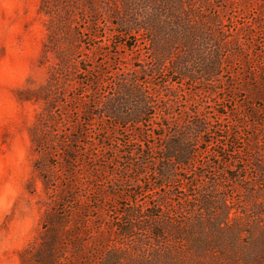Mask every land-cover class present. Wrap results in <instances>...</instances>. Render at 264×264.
<instances>
[{
	"label": "rangeland",
	"instance_id": "1",
	"mask_svg": "<svg viewBox=\"0 0 264 264\" xmlns=\"http://www.w3.org/2000/svg\"><path fill=\"white\" fill-rule=\"evenodd\" d=\"M40 7L0 0V264H20L51 204L31 135L46 106L36 91L58 61L44 57ZM113 8L99 27L82 12L77 56L90 73L102 69L92 96L128 116L85 127L88 151H98L87 164H106L109 175L94 188L111 187L112 239L125 244L115 264H253V240L264 233V0H117ZM104 20L112 38L101 49L92 36ZM84 74L57 95L54 150L84 122L88 98L73 99L93 80ZM172 147L191 148L194 161L172 168L164 158Z\"/></svg>",
	"mask_w": 264,
	"mask_h": 264
},
{
	"label": "trees",
	"instance_id": "2",
	"mask_svg": "<svg viewBox=\"0 0 264 264\" xmlns=\"http://www.w3.org/2000/svg\"><path fill=\"white\" fill-rule=\"evenodd\" d=\"M114 1L117 0H41V11L48 17L44 57L54 54L58 61L53 65L49 79L36 91V97L42 98L46 106L31 127V135L36 147L42 152L41 158L36 161V166L41 171L51 197V204L42 217L41 229L37 237L21 253L20 264H115L116 261L122 259L120 253L123 251L121 248H125V244H117L112 239L113 226L107 215L109 209L107 204L113 194L111 187L108 184L99 183L94 188L93 184L99 179L100 182L108 181L107 166L105 164L96 168L87 164V160L91 163L96 161L98 151H94L95 146L88 151L92 143L87 140V137L90 136L91 131H87L85 127H93L96 119L116 117L119 120H128V116H126L127 112H119L115 107L109 106L108 102L102 101L100 96H92V93H97L99 84L104 82L101 79L102 69L95 67L97 68L96 73H90L91 68L89 67L91 66L81 67L82 60L77 56L79 52L77 43L84 30L81 23L82 12L85 11L90 15L89 26L99 27L101 17L108 21L111 15L113 16ZM105 20L103 32H95L92 36L95 47H98L100 43L98 48L101 49H105L107 42L112 38V30ZM83 73H85L84 76L91 74L93 80L91 84L86 83L85 91L80 94L74 93L73 99L82 100V96L85 100L88 98L84 102V110L81 111V118L83 117L84 122L81 123L80 130V127L76 128V134L68 132L67 139L58 140L55 146L57 149L54 150V130L50 122L56 109L55 103L58 102L57 95L61 93L60 89L66 81L67 83L74 80L80 81L82 76L78 75ZM92 101L98 110H94ZM103 130L106 128L103 127ZM101 137L104 136L101 135ZM79 143L85 145L83 149L81 145H77ZM173 147L164 157L172 168L184 163L182 159L194 161V150L191 151V148H188L185 151L183 148L181 151ZM250 149L253 148L250 147ZM51 157L57 160L54 161ZM263 175L264 171L258 174V178L264 184ZM163 177L165 179L172 177L170 171H165ZM95 192L97 195L93 197ZM93 211L97 214L93 215ZM151 216L156 215L151 214ZM223 219L216 220L218 227H221V223L223 226L226 224L227 211ZM233 231L230 240L235 242L242 237V233L238 229ZM155 236L158 237V233ZM253 242L255 250L252 254L255 258L252 262L262 264L264 262V233L259 234Z\"/></svg>",
	"mask_w": 264,
	"mask_h": 264
}]
</instances>
